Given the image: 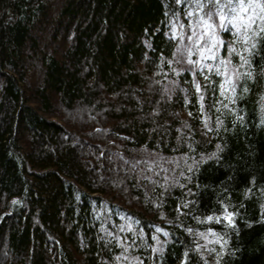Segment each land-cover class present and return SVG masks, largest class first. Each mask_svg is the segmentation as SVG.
<instances>
[{"label":"trees","instance_id":"16d2710c","mask_svg":"<svg viewBox=\"0 0 264 264\" xmlns=\"http://www.w3.org/2000/svg\"><path fill=\"white\" fill-rule=\"evenodd\" d=\"M203 15L0 0V264H264V41L221 96Z\"/></svg>","mask_w":264,"mask_h":264},{"label":"snow or ice","instance_id":"6c2138e0","mask_svg":"<svg viewBox=\"0 0 264 264\" xmlns=\"http://www.w3.org/2000/svg\"><path fill=\"white\" fill-rule=\"evenodd\" d=\"M180 2V0H177ZM197 7L201 12L204 13L200 17L199 24L203 28V32L197 33L195 28H193V35L196 37L197 46L203 45L200 50V55L202 59H217L215 49L222 46V41L219 39L218 31L223 29L227 31L226 23L231 24L235 28L236 39L230 42L229 47V59H220L219 66L213 68L209 65L207 68L208 75H204V80L209 83H214L210 81V74L215 71V74L218 76H223L225 78L224 82L219 85L221 92L220 95L224 96V87L225 83L229 85V91L235 92L236 83L234 82V76H246L249 79L252 78V73L250 71L245 73H239L238 69L229 73L228 66L231 65V55H236L239 57V67H245L251 65V59L255 53L254 49H257L258 43L264 41V0H224L221 3V0H207V4L203 3V0H197ZM207 9V11H205ZM193 12H189L188 16H193ZM218 18V19H217ZM208 36V42L205 43L204 37ZM192 39V36L189 37ZM237 44H242L243 51H238L236 46ZM247 52L248 55L245 56L244 53ZM195 61L189 60V64H194ZM223 68V71L221 70ZM203 72V68L201 69ZM207 86V85H206ZM196 91L200 92L201 85L196 84ZM245 92L249 89L244 88ZM201 101L203 96L200 97ZM234 102V101H233ZM203 108V105H201ZM191 115V113H189ZM238 119H243L238 117ZM207 127V124L205 125ZM220 147L219 145L217 146ZM215 155V154H213ZM13 203H16L14 201ZM236 213H226L222 218L217 217L216 222L220 223L227 221L228 225L235 229L236 224L234 217ZM208 221H212L213 217H207ZM160 231V229H157ZM167 235V233H165ZM204 234L201 233V236ZM215 235V233H214ZM155 239V237H153ZM218 240H223V237H218ZM188 253H185L187 256ZM119 259V258H118ZM186 264V261H185Z\"/></svg>","mask_w":264,"mask_h":264},{"label":"rangeland","instance_id":"374dc122","mask_svg":"<svg viewBox=\"0 0 264 264\" xmlns=\"http://www.w3.org/2000/svg\"><path fill=\"white\" fill-rule=\"evenodd\" d=\"M74 116H75V115H74ZM69 117H71V118H72L73 116H71V115H70ZM87 140H89L90 142H92V141H91L89 138H88Z\"/></svg>","mask_w":264,"mask_h":264}]
</instances>
